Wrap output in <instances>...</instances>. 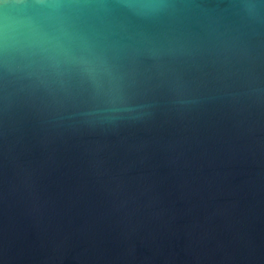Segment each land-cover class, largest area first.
<instances>
[{
  "label": "water",
  "instance_id": "obj_1",
  "mask_svg": "<svg viewBox=\"0 0 264 264\" xmlns=\"http://www.w3.org/2000/svg\"><path fill=\"white\" fill-rule=\"evenodd\" d=\"M0 264H264V0H0Z\"/></svg>",
  "mask_w": 264,
  "mask_h": 264
}]
</instances>
